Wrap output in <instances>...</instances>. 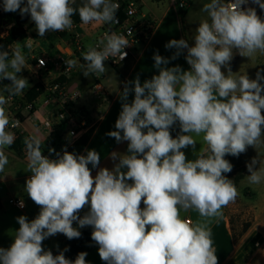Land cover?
<instances>
[{
    "label": "clouds",
    "instance_id": "9594fccd",
    "mask_svg": "<svg viewBox=\"0 0 264 264\" xmlns=\"http://www.w3.org/2000/svg\"><path fill=\"white\" fill-rule=\"evenodd\" d=\"M249 3L264 10V0H207L191 46L184 38L168 41L164 47L174 49L171 56L153 55L158 74L143 82L139 75L123 82L116 130L106 135L118 144L127 142V152L110 153L111 169L99 167L95 149L78 155L66 147L62 153L49 148L57 157L50 159L42 154L45 140L38 134L24 138L26 171L31 173L25 191L40 211L32 220L16 217L19 228L10 246L0 247V264H88L87 252L73 261L64 254L67 248L54 255L43 247L45 239L57 234L79 238L74 222L93 229L91 240L105 264H218L210 224L240 195L225 175L233 170L225 157L239 158L249 147L264 146V69L253 79L230 67L235 54L264 56V19ZM0 7L30 16L41 38L71 30L77 15L83 25L119 23L115 0H81L79 5L77 0H2ZM129 45L124 34L109 28L95 45H87L84 63L68 59L65 64L99 78L108 71L104 62L124 60ZM32 47L31 38L23 46L10 45V51L0 46V81L10 82L0 89V173L9 163L6 149L16 139L9 129L19 124L7 105L30 87L18 74L28 68L24 48ZM181 55L189 69L169 66ZM130 93L134 98L128 102ZM176 124L180 134L173 137L170 129ZM197 137L203 147L189 160L182 149H195ZM257 154L246 162L250 185L264 182V159ZM19 206H25L23 200ZM190 210L198 220L182 217Z\"/></svg>",
    "mask_w": 264,
    "mask_h": 264
},
{
    "label": "crops",
    "instance_id": "0c3cea01",
    "mask_svg": "<svg viewBox=\"0 0 264 264\" xmlns=\"http://www.w3.org/2000/svg\"><path fill=\"white\" fill-rule=\"evenodd\" d=\"M141 1L143 20L155 24L156 27L145 41L135 46V49L130 52L129 57L118 66V70H108L105 74L97 78L95 75L85 77L79 67L72 68L70 75L65 76L68 81L65 84L63 83L66 91L78 95L77 100L71 103L64 100H59L57 103H45L50 85L64 76L56 68H51L48 71L38 70L36 66V57L46 56L49 58H56L60 55H64L68 59H76L79 63H84L82 59V53L84 51L76 50L74 36L75 34H78L81 37L86 51L87 45H94L98 38L101 37L103 24L83 25L80 23V26L74 32H47L45 36L41 38L38 35L35 24L31 21L30 16H25L27 18V32L19 37L14 43H21L23 46L26 43V40L31 38L33 39V47L30 50L24 48L28 68L23 69L18 75L28 79L30 85L29 90L37 84H41L45 88V92L33 102V106L36 107V110L33 113L29 112L25 107L27 103H25L24 98L27 92H24L21 96L13 97L14 101H9L12 105L11 109H8L9 115L19 107V111L23 115L22 130L26 134H38L43 140H45L43 145L46 143L50 144V140L56 136L61 135L64 137L66 134L65 136L67 137L69 124L57 121L55 118L56 112L65 109L69 115H72L79 120H83L80 122L85 124L87 129H93L91 139L85 150L95 149L100 154L101 159L99 167H107L111 169L113 167V161L110 159V153L114 151L119 153L127 152V142H121L118 144L114 138L106 135L107 132L116 130L115 121L121 111L122 103L118 92L123 90V82L133 80L137 75H139L141 82H143L146 79H150L154 74H158L157 69L153 67L154 53L158 51L160 55L169 57L172 55L174 49L167 50L164 45L172 39L184 38L181 29V11L172 4L171 0H169L166 8L163 9L156 7L148 13L144 11L146 4L145 0ZM0 4H2V0H0ZM163 6L164 4L162 7ZM3 12V8L0 7V14ZM14 14L19 13L15 12ZM52 33L54 34V37L52 36ZM193 43V39L189 40L190 46ZM177 64L184 70H187L190 67L184 59V55L171 61L169 66H175ZM230 67L234 73L239 72L240 74H244L246 72L250 78L254 79L256 72L260 69H264V57L260 60L258 56L249 59L238 55L235 62L230 65ZM262 75H264V72H262ZM96 79L100 80L104 93V96L102 95L103 97L99 99V103H95V99L91 96L93 93L92 87L94 83L97 82ZM8 83L0 81V89H2L4 84ZM86 89H89V91L85 92ZM5 95L7 96V93H5ZM83 96L85 98L82 101L81 99ZM133 98L134 93H130L128 102H131ZM100 117H103V119ZM45 119L54 121L52 131H48L40 125L39 121ZM27 123H30V126H27ZM37 129L39 130L38 133L36 131ZM196 139L198 142L195 149L191 146L182 149L189 160L196 159V153H198L200 147H203V145L200 144L201 138L197 137ZM85 150L82 154L86 155ZM257 152H259L261 158L264 159V146L256 150L249 147L245 153L239 156L238 160L245 167L244 178L236 186L240 195L234 203H230L222 209L223 215L221 217L214 218L211 221L210 227L212 229L214 246L217 250L218 264H241V262H239L240 256L250 251L253 242L254 244L252 247H254L255 252L252 255L248 252L251 256L243 264H251L253 261H255V264H264V252H260L258 247H256V242L262 240L261 242L264 243V182L260 185H250L247 181V175H249V173L246 167V162H249L251 158L256 157L258 155ZM21 160L26 162L25 155ZM89 168H91V165H89ZM97 171L98 168L92 169V175L95 176ZM28 176H26V178H28ZM241 188L244 190L243 195L241 193ZM18 197L22 198L25 196L20 195ZM22 199L24 200V198ZM25 203L26 208L24 210H19L16 207L14 209L19 216L26 215L29 218L30 211L34 212L39 211L40 209L33 201H31V203ZM3 204V199L0 197L1 211L4 210ZM141 207H143V204ZM87 211L88 208L86 207L80 215L83 216ZM5 215L4 211L3 213H0V221ZM181 215L191 221L199 219L198 213L191 210L188 212H182ZM233 218H235V221H233ZM246 218L250 219V223L246 230L243 231L242 234H236V229H241L239 222ZM238 219L240 221H238ZM73 226L77 227L80 232L90 228V226L79 228L76 222L73 223ZM15 231V229H0V235L5 236L6 239L8 238L3 248L10 246ZM66 239L67 238L63 234H57L53 237L47 238L43 241V244L45 245L44 248L46 250L50 249L53 254L56 255L64 248ZM223 248L228 249L227 253L224 255L222 254V251L220 252ZM86 261L88 264H105V262L99 257L98 245L88 253Z\"/></svg>",
    "mask_w": 264,
    "mask_h": 264
},
{
    "label": "built area",
    "instance_id": "2783aa9c",
    "mask_svg": "<svg viewBox=\"0 0 264 264\" xmlns=\"http://www.w3.org/2000/svg\"><path fill=\"white\" fill-rule=\"evenodd\" d=\"M119 4L118 13L121 12L124 15V20L120 21L118 17V24L114 25H107L103 24L102 30H101V36L105 31H107L109 28H111L113 31H116L117 33L124 34L129 42L130 45L124 49V51L127 52V56L124 60L120 61L119 57L116 58H109L107 61L114 67L119 66L121 63H123L130 55V52L135 49V46L143 41L146 40V38L149 37L150 33L153 31V29L156 27L155 24L150 23L148 21L143 20L142 16V1L141 0H115ZM172 4L180 11H183L188 8L189 0H171ZM183 5V7L181 6ZM248 6H253V4L249 3ZM81 23V22H80ZM80 23H75L73 25V28L71 30H65L69 32H74L77 30V28L80 26ZM131 30V31H129ZM7 35V28L6 27H0V39L4 38ZM74 42L75 47L77 51H85V47L83 46L81 37L78 34H75L74 36ZM95 45V44H94ZM44 61V64L41 65L40 62ZM68 60V58L64 55H60L56 58H49L46 56L36 57V66L38 70H44L48 71L51 68H56L61 72L63 76H69L72 68H67L65 61ZM95 90L101 94H103V88L102 85L97 81L94 86ZM78 98V95L69 93L64 89V86L62 83L54 81L50 87L48 88V96L45 100L46 104H49L50 102H58L59 100H64L66 102H74ZM9 101H14V98L12 97ZM26 109L31 111V108L33 107V103H27L25 106ZM81 115V113H80ZM20 111L19 107H17L12 114H10V117L19 121L18 126L15 129H9L10 131H13L16 135V138L21 137L22 138V151L23 155H25V145L23 143L24 138L26 136H29L22 130V118L20 117ZM55 118L57 121L60 122H66L69 124L68 131H69V137L71 140L65 139L69 142V144L73 143L75 140H77L81 135H83L87 130V127L85 124H82L76 117H73L72 115H69L65 109L59 110L55 114ZM81 119V118H80ZM40 125L43 126L46 130L52 131L54 126V121L45 119L40 120ZM81 134V135H80ZM80 135V136H79ZM42 154L45 156H48L50 159H56L49 153H47L44 148L42 147ZM31 176V174L28 176V178ZM23 200L20 197H13L9 200L10 204L15 206L19 210H24L26 208V203L24 202V207L21 208L19 206L20 201ZM190 220V219H188ZM264 237V233H263ZM260 248L264 246V243L261 244L260 241L256 242V247Z\"/></svg>",
    "mask_w": 264,
    "mask_h": 264
},
{
    "label": "rangeland",
    "instance_id": "374dc122",
    "mask_svg": "<svg viewBox=\"0 0 264 264\" xmlns=\"http://www.w3.org/2000/svg\"><path fill=\"white\" fill-rule=\"evenodd\" d=\"M146 4H145V9L144 11L146 13L150 12V10H154L156 7L159 8H166L169 0H145ZM207 0H189V5L188 8L181 11L180 14L182 15V19H181V29H182V33L184 35V38L186 40H191L192 39V35L193 32L195 30V28L198 26L199 21L203 18H205V14L201 11V8L203 6L204 3H206ZM164 4V6L162 7V5ZM252 7L256 8L257 14L264 19V10H261L257 5H253ZM52 36L54 37V34L52 33ZM235 54V53H234ZM238 54H235L233 57V60L230 62V65H232L236 58H237ZM257 56L260 58V60L263 59L264 56H261L259 54H257ZM256 56V57H257ZM105 66L108 70L114 69V70H118L119 67H113L110 63H108L107 61L104 62ZM100 84V80L96 79ZM96 83V82H95ZM95 83L92 87V93L91 96L93 99H95V103H99L100 102V98L103 97L104 93L99 95L100 93L97 92L94 88ZM29 90L26 89L24 92H27ZM89 89H86L85 92H88ZM103 95V96H102ZM85 97H82V101ZM11 104L8 103L7 105V109H11ZM21 116H23L20 113ZM27 126H30V123H27ZM66 135V134H65ZM64 135V139H68L71 140V138L69 137V131L67 130V137ZM52 143L48 144L49 146H51ZM54 148V147H52ZM6 155L8 156L9 159V163L6 165L5 167V171L3 173H0V197H2L3 199V209L4 210H0V213H3V211L5 212V216L4 218L0 221V229H15L17 230L19 228V224L17 223L16 217H18L19 215L16 213L15 206H13L12 204H10L9 200L12 197H18L20 195L25 196L22 197L24 198L25 202L31 203V199L29 198V196L27 195L26 191H25V182L27 180L26 176H28L30 174V172L26 171V162H23L21 159L23 158L24 155L22 156H18L16 154V152L14 150H12L11 148L6 149ZM241 193L242 195L244 194V190L243 188H241ZM30 211V210H29ZM40 211V209H39ZM39 211H34L31 212L30 211V216H29V220H32L36 217V215H38ZM233 221H235V218H233ZM238 221H240L238 219ZM240 226L241 229H236V234L241 233L243 231H245L246 229H244L246 226L249 225L250 223V219L246 218L241 220L240 222ZM8 238L6 239L5 236L0 235V247H4L6 242H7ZM262 241V240H261ZM260 241V242H261ZM61 243V241H60ZM254 244V242L251 245L250 251H248L251 255L255 252L254 247H252ZM261 244H263V242H261ZM43 247H45V245L43 244ZM258 250L260 252H264V246L263 247H258ZM222 251V254H226L228 249L227 248H223L222 250H220V252ZM247 253H244V255H241L239 258V262H241V264H243L251 255ZM264 254V253H263ZM251 264H255V261L251 262Z\"/></svg>",
    "mask_w": 264,
    "mask_h": 264
},
{
    "label": "trees",
    "instance_id": "16d2710c",
    "mask_svg": "<svg viewBox=\"0 0 264 264\" xmlns=\"http://www.w3.org/2000/svg\"><path fill=\"white\" fill-rule=\"evenodd\" d=\"M81 0H77V5H79ZM117 16L119 17L120 21L124 20V15L121 12H117ZM73 21L75 23H80L78 15L73 17ZM26 20L24 17L22 18L20 14H14L9 12H3L0 14V27H6L7 28V35L0 39V46L3 47V50H9V46L14 44V42L24 34H26L28 27L26 26ZM68 80L64 77H61L58 79L59 83H66ZM4 82L8 83L9 81L5 80ZM45 92V88L41 84H37L34 87H32L27 93L25 94V103H33L36 101L37 98H39L43 93ZM36 110V107L33 106L31 108V113H33ZM22 119L23 117L20 116ZM171 135L173 137L177 136L180 133L179 125L176 124L170 129ZM93 133V129L87 130L83 135H81L77 140H75L73 143L69 144V142L61 135L56 136L55 138H52L51 146H49L47 143L44 144L42 147L44 150L49 153L48 149L54 147L56 152H61L63 148H67L69 152H74L76 154H82L88 145L91 136ZM22 138H16L14 144L10 147L12 150L16 152L18 156L23 155L22 151ZM50 154V153H49ZM53 157L57 158L55 153H51ZM226 159H228L233 164V170L231 173L225 174L229 179H232L235 185L237 186L239 182L244 178L245 175V167L242 165V163L238 160L236 157L232 156H226ZM247 226L244 228L246 229ZM92 228L85 229L81 231V236L79 238H74L72 240L66 239L65 246L62 250L65 248L68 249L64 254L66 258L70 260H75L76 256L80 252H87V254L95 248L97 245L94 241L91 240V232Z\"/></svg>",
    "mask_w": 264,
    "mask_h": 264
},
{
    "label": "water",
    "instance_id": "95a60500",
    "mask_svg": "<svg viewBox=\"0 0 264 264\" xmlns=\"http://www.w3.org/2000/svg\"><path fill=\"white\" fill-rule=\"evenodd\" d=\"M24 19L26 20L27 18H26V17H24Z\"/></svg>",
    "mask_w": 264,
    "mask_h": 264
}]
</instances>
